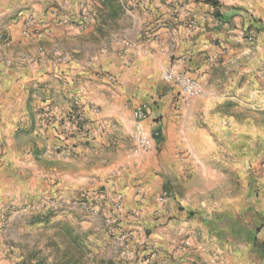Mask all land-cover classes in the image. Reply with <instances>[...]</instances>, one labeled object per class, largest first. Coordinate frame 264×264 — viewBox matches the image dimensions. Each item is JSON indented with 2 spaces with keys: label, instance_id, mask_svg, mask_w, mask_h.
<instances>
[{
  "label": "crops",
  "instance_id": "crops-1",
  "mask_svg": "<svg viewBox=\"0 0 264 264\" xmlns=\"http://www.w3.org/2000/svg\"><path fill=\"white\" fill-rule=\"evenodd\" d=\"M212 1L0 0V264H22L17 249L36 245L31 220L26 239L7 234L42 198L63 203L47 224L75 235L77 264H264V196L244 191L245 160L264 151V0ZM29 17L37 32L24 31ZM170 66L202 93L184 99L164 83ZM144 102L161 135L135 151ZM82 196L91 211L69 209Z\"/></svg>",
  "mask_w": 264,
  "mask_h": 264
},
{
  "label": "rangeland",
  "instance_id": "rangeland-1",
  "mask_svg": "<svg viewBox=\"0 0 264 264\" xmlns=\"http://www.w3.org/2000/svg\"><path fill=\"white\" fill-rule=\"evenodd\" d=\"M0 39H2V36L0 35ZM228 108L231 110L235 108V103L231 102V104L227 105ZM200 124L203 126H207L209 121H205V119L201 118L199 120ZM260 122L261 124L264 123V110L260 111ZM100 129L98 131V135L100 134V138H102L101 133L105 131L103 127V125L99 126ZM85 135L84 137L86 138V140L84 141L85 144H94L95 142L93 140H95L97 137L96 135H94V132L91 134L89 128H85L84 130ZM94 135V136H93ZM97 135V136H98ZM134 140V139H133ZM101 141V140H100ZM91 148V147H90ZM94 148H96L94 146ZM193 161L198 162V160L193 157L192 158ZM244 169H245V175L246 177H250L251 181L244 185V191L246 192L247 188H253L254 189V194L253 196L260 198L264 196V151L263 153H261V156L258 158V160L254 161L253 164L251 162H244ZM229 187L231 186L232 188V194L234 196L235 194V190L238 189V186H236V179L234 175H230L229 174ZM84 193V195H86L89 190H83L82 191ZM252 196V197H253ZM253 199V198H252ZM89 200H87L86 196L85 197H76V198H71L68 201V206L69 209L73 210V212L76 209H82V210H86V208H88L89 211V205H90ZM262 202V201H261ZM60 204L63 205V203H59L56 200H53L51 202H48L45 199H38L36 201H31L28 204L22 205L20 206L19 211H23L24 214H26L25 216V221L24 224L21 221L19 226L20 231H16L12 233V229L10 227L9 233L8 235V240L12 243H14L13 239L11 238V234H13L14 236L16 234H20L23 236L24 239L27 238L28 234H30L28 232V230H26L25 226L27 224V222H29L30 220V224L29 225H35L37 227V231L35 232L36 235V245L34 247H27V244L25 245H21L17 251L19 252V257H21V262L22 264H77L75 262V235L71 234L70 232L66 233L63 230V227L60 226V224L57 222V218H56V222H54L53 224H51V227L49 224V222H51L52 218H55L57 212H59L60 210ZM84 207H86L85 209H83ZM258 208V206H257ZM263 208V205L260 207ZM78 219L77 216H73L71 218H69V221L71 222L70 224H72V226L76 225V220ZM45 223V225H40ZM258 223L260 224V227L263 225L264 223V219L262 217H260L258 219ZM23 225V226H21ZM41 227V228H40ZM24 229L21 231V229ZM44 228V229H43ZM40 238H46L49 239V242L45 245H43L41 247V244H38V242H40ZM70 241L73 243L72 248H64L62 247L60 244L64 243L63 241ZM13 250H11V253L13 254ZM30 259V260H29ZM29 260V261H28ZM31 260H34V263H31ZM28 261V262H27ZM90 263V262H89Z\"/></svg>",
  "mask_w": 264,
  "mask_h": 264
},
{
  "label": "built area",
  "instance_id": "built-area-1",
  "mask_svg": "<svg viewBox=\"0 0 264 264\" xmlns=\"http://www.w3.org/2000/svg\"><path fill=\"white\" fill-rule=\"evenodd\" d=\"M90 20H91V14L88 11H86L83 14V22L81 23V27L85 28ZM32 21L33 18L29 17L28 20L24 23L25 32L28 33L37 32L36 31L37 29H35ZM197 26L198 23L196 19L192 18L187 21L188 28L194 29ZM242 35L243 38L247 41H252L254 39V31L251 29L243 31ZM58 59L60 61H65L67 60V57L59 56ZM162 80L164 81V83L177 87L184 99H190L202 93V85L197 79H195L187 72H182L177 70L174 66H170L163 71ZM149 115H150V105L149 103L146 102L138 104L133 110V117L135 121V132L133 135V139L136 145L135 151H137L140 148L148 147L150 145L151 138H159L161 135L160 130L156 129L152 131L147 127L146 121ZM73 116L70 119L72 125H74L76 129L82 128L81 125L76 124L75 114ZM100 125H102V123L99 124V126ZM110 126H112L113 128L116 127L115 122L112 121L110 123ZM82 130L84 131L85 127ZM141 192L142 191L140 190L139 193ZM168 197H169L168 192L164 191L159 197V200L164 203L165 201H167ZM121 206L122 204L119 201L114 204V208L117 210L121 209ZM95 211L100 212V207L95 208Z\"/></svg>",
  "mask_w": 264,
  "mask_h": 264
},
{
  "label": "trees",
  "instance_id": "trees-1",
  "mask_svg": "<svg viewBox=\"0 0 264 264\" xmlns=\"http://www.w3.org/2000/svg\"><path fill=\"white\" fill-rule=\"evenodd\" d=\"M207 2H212L214 5H216L217 4V2H215V1H212V0H206ZM264 244V243H263Z\"/></svg>",
  "mask_w": 264,
  "mask_h": 264
}]
</instances>
